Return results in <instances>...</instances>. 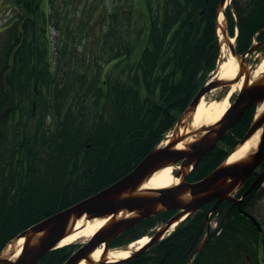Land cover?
I'll use <instances>...</instances> for the list:
<instances>
[{"label": "trees", "instance_id": "trees-1", "mask_svg": "<svg viewBox=\"0 0 264 264\" xmlns=\"http://www.w3.org/2000/svg\"><path fill=\"white\" fill-rule=\"evenodd\" d=\"M0 44V252L19 232L104 188L129 172L171 130L220 55L219 0H91L70 10L64 0H11ZM96 6H93V5ZM98 8V9H97ZM97 10V11H96ZM228 34L244 52L264 39V0H231L225 8ZM22 28V32L19 30ZM61 36L52 45L50 28ZM255 105L198 161L188 180L202 178L221 163L249 127ZM246 179L241 191L255 178ZM241 202L260 230L237 207L215 210L219 238L197 251L190 264H259L264 219L258 182ZM208 204L177 225L161 246L114 264H186L191 241ZM234 209V210H233ZM173 210L141 220L113 243L144 234ZM72 245L52 249L38 264H61ZM189 249V251H188Z\"/></svg>", "mask_w": 264, "mask_h": 264}, {"label": "water", "instance_id": "water-1", "mask_svg": "<svg viewBox=\"0 0 264 264\" xmlns=\"http://www.w3.org/2000/svg\"><path fill=\"white\" fill-rule=\"evenodd\" d=\"M227 2L229 0H219L216 24L220 35V44H226L238 64L236 76L233 79L214 78L208 83L205 82L178 117L173 133L169 136V141L165 146H157L150 150L129 172L116 181L22 230L9 241L11 250L0 253V264H38L40 257L58 246L61 239L72 231L76 221L82 216L105 218L106 221L84 245L74 251L62 264H78L83 259L86 264H112L122 259L111 262L104 261V256L109 250V240L150 215L167 209L177 210L173 216L155 229V234L150 241L139 250L131 252L130 257L141 253L157 241L173 224L180 223L195 213L203 204L214 201L210 209V211H214L224 199L240 201V199H234L232 193L244 184L245 180L264 160V107L255 113L248 129L221 163L202 178L195 181L187 180L188 174L201 157L218 142L225 132L233 127L244 110L251 105L264 103V71L250 81V70L246 69L245 63V56L254 51L257 44L252 45L241 55L236 54L234 43L227 33L225 17L222 22L219 21V14L222 12L224 15ZM262 43L264 44V41ZM17 48L18 44L12 49L9 66L2 75L3 88L8 91V99L0 111V120L12 105V92L6 82V75L12 69L13 54ZM219 65L220 60L217 66ZM242 75L244 77L240 89L232 105L220 119L214 123L188 130L189 122L192 120L193 112L201 97L213 87L228 86L232 82L238 81ZM180 126L183 127V130L178 134ZM258 130H260L259 138L255 146L242 156L227 162L229 156ZM180 141H184V146L178 148L176 145ZM177 163H179V167L176 166ZM168 165L173 166V171L176 172L173 176L178 178L177 182L161 188L143 187L144 182L156 170ZM263 177L264 168L245 192H248ZM208 213L205 215L204 223L208 219ZM243 213L260 229L253 216L245 211ZM19 238L23 239L21 252L15 260H12L11 257L15 252L14 246ZM99 245L102 246V252L99 259L94 260L91 255ZM198 248L199 246L195 251ZM190 261L191 258L187 264H190Z\"/></svg>", "mask_w": 264, "mask_h": 264}, {"label": "bare ground", "instance_id": "bare-ground-1", "mask_svg": "<svg viewBox=\"0 0 264 264\" xmlns=\"http://www.w3.org/2000/svg\"><path fill=\"white\" fill-rule=\"evenodd\" d=\"M223 17L224 16H223V14L221 12L219 14V17H218L220 22H222ZM22 41H23V37H20V39L17 42L18 47H20V45L22 44ZM221 51H222V56L224 58V56L226 54H228V51H227V47L225 45H223V44L221 46ZM228 56H229L228 59H222V61L220 62V65L218 66V70H217V74L215 75V78L233 79L236 76L238 64H237V62H236V60H235V58L233 56H231L230 54H228ZM263 70H264V60L260 61L257 64L256 68L251 71V76L252 77L253 76H257L261 72H263ZM3 72L1 73V81H2ZM242 80H243V78H241L237 82V84H236L237 88L240 87V85L242 83ZM214 89L215 88H213L212 90H214ZM233 91H235L234 84H232L230 86L229 90L227 91V93L225 94V96L222 98L221 101L207 100L205 98V96H202V98L200 99L199 103L197 104V106H196V108H195V110L193 112L192 120L189 122L188 126L189 127L192 126V127L196 128V127H200V126H203V125L214 123L217 120H219L220 117L223 115L224 111L226 110V108L228 107V102H229L228 101V97ZM7 94H8V91H7ZM7 99H8V97H7ZM12 99H13V94H12ZM263 107H264V103L259 104L258 107H257L258 112L261 111L263 109ZM1 109H0V111H1ZM182 130H183V127L180 126V129L178 130V134L182 133ZM259 132H260V130L255 132V134H253L244 144L239 146L237 148V150H235L229 156L227 162H231V161L235 160L236 158L242 156L245 152L250 150L252 147H254L256 142H257V140H258V138H259ZM183 146H184V141H180L176 145V147H178V148H181ZM172 170H173V166L172 165L164 166L163 168L156 170L144 182L143 187L161 188V187L169 186L170 184H172L174 182H177L178 178L173 176ZM105 221H106L105 218H98V217L86 218V217L82 216L81 218H79L76 221L75 226L72 229V231L68 235H66L64 238L61 239V241L59 243V246H62L64 244H68V243L78 242V241L81 240V238H83V239L88 238L102 224H104ZM171 228H173V226ZM147 241H148V236L144 235V236L138 238L137 240L133 241L128 246L129 249H124V248L112 249V250L108 251V253L106 254L105 257L108 260H110V261L117 260V259H120V258H125V257H127L129 255L130 249H132L134 247L139 248L140 246L145 244ZM22 242H23V239L19 238L18 241L15 243V246H14L15 253L13 254V256H16L20 252ZM11 248H12L11 244H9L8 246H6L5 251H7V250L9 251V250H11ZM100 254H101V249L97 248L92 253L91 257L94 260H97L99 258V256H100ZM78 264H86V262L83 259Z\"/></svg>", "mask_w": 264, "mask_h": 264}, {"label": "rangeland", "instance_id": "rangeland-1", "mask_svg": "<svg viewBox=\"0 0 264 264\" xmlns=\"http://www.w3.org/2000/svg\"><path fill=\"white\" fill-rule=\"evenodd\" d=\"M94 1V3L97 1V0H92ZM87 2L89 5L91 3V0H64V6L67 8V10H70V13H74V10L76 12V10H80L81 6ZM105 3L107 4H110V0H104ZM243 2H246V0H243ZM98 9V8H97ZM14 10H18L16 6H13L11 0H0V44H1V38L3 37L4 35V31H5V26L8 24V20L10 18V16L13 14V11ZM97 11V10H96ZM61 32H57V30H55L54 27H51L50 28V35H51V40H52V45L53 46H56V42H57V39L59 38V36H61ZM58 37V38H57ZM227 51L229 52L228 50V47H227ZM229 54V53H228ZM228 54H226L224 56V58L222 57L221 59H228ZM221 56H222V51H221ZM250 57V62H249V65L251 66L252 70L256 68L257 64L264 60V44H262V47L261 48H257L255 52L251 53V55L249 56ZM248 67V66H247ZM214 78V77H213ZM252 78V77H251ZM256 77L253 78V80L255 79ZM234 84V88H235V91H233L229 97H228V107L230 105H232L233 103V100H234V97H235V93L238 91V88L236 86L237 84V80L232 82L231 85ZM230 85V86H231ZM230 86H227V87H223V86H217V87H213L215 88L214 90H210L208 91L204 96L207 100H216V101H221L222 98L225 96V94L227 93V91L229 90ZM224 88H227L225 90V92H223V94H219ZM237 88V89H236ZM226 108V110H227ZM225 110V111H226ZM224 111V112H225ZM194 127H189L188 126V130H192ZM172 131L170 130L166 135L169 136L170 134L172 135ZM163 138V140H167V137ZM170 135V136H171ZM188 141V140H186ZM174 173V172H173ZM174 175V174H173ZM261 186L264 187V180L263 182L261 183ZM258 208L260 209V212L264 214V197H262L260 200H259V206ZM264 218V217H263ZM212 220H215V218H213ZM261 221L264 222V219H262ZM159 224H160V221L158 223H156V228L159 227ZM89 238V237H88ZM83 239V238H81ZM87 239V238H86ZM84 239V240H86ZM76 244H79V241L78 242H74L73 245H76ZM5 251V249H4ZM3 252V251H2Z\"/></svg>", "mask_w": 264, "mask_h": 264}, {"label": "flooded vegetation", "instance_id": "flooded-vegetation-1", "mask_svg": "<svg viewBox=\"0 0 264 264\" xmlns=\"http://www.w3.org/2000/svg\"><path fill=\"white\" fill-rule=\"evenodd\" d=\"M27 1V0H25ZM93 6H96L95 4ZM16 12L17 11H13V14L10 16V17H15L14 19H17V16L16 15ZM1 14V13H0ZM7 27V26H5ZM259 48L262 47V45H259L258 46ZM250 57L246 58V61H248V63L250 62ZM227 88H224L219 94H223V92H225ZM241 189L235 191L234 193H232L234 199H237V198H240V202H234V200L232 199H228V200H224V206L223 207H230V209H232L234 206L237 207V209L239 210V212H241L243 209L240 206L241 202L243 201H250V198H247L248 196H246V192L244 191H241L239 192ZM213 203L212 202L211 204H208L204 209H206V211L208 212L212 206H213ZM218 206V205H217ZM234 210V209H233ZM210 214L208 215V219L206 220L205 224L204 225H201V227L199 228V232L198 234L196 235V237L191 241V244H190V249H192V252L194 251V249L196 247H203L207 244V250L209 251V248L208 247L210 245V243L214 242L216 238H219V244L221 246L225 245V234H223L221 232V229L218 227V223L216 221L212 222V219L215 218L216 214L213 213V212H209ZM161 223V222H160ZM156 227L155 226H152L150 227V230L154 229ZM171 233H164V235L160 238V240L156 241L154 244L156 246H161L164 244V242L170 237ZM264 237V235H263ZM116 238V237H115ZM87 240V239H86ZM86 240L84 239H81L79 241V244H76V245H73L72 248H71V252L72 253L73 251L77 250L80 246H82ZM113 239L110 240L109 242V245L111 244H114L113 243ZM119 245H121L122 243H117ZM152 246V245H151ZM150 246V247H151ZM150 247H148L145 251H147ZM189 251V249H188ZM259 253L257 254V258H258V261H259V264H264V242L262 243H259ZM192 252L189 254L188 258L190 257V255L192 254ZM187 258V260H188ZM187 262V261H186ZM248 263L249 264H253L252 261L250 259H248Z\"/></svg>", "mask_w": 264, "mask_h": 264}]
</instances>
